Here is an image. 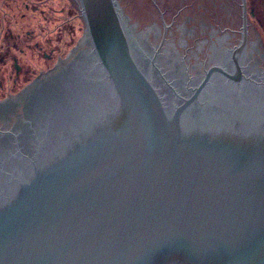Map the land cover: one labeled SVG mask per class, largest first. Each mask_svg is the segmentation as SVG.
<instances>
[{"label": "water", "instance_id": "1", "mask_svg": "<svg viewBox=\"0 0 264 264\" xmlns=\"http://www.w3.org/2000/svg\"><path fill=\"white\" fill-rule=\"evenodd\" d=\"M134 1L80 0L77 45L0 102V264H264V66L246 0L243 38L200 13L187 39L231 47L171 83L176 107L125 19L146 24Z\"/></svg>", "mask_w": 264, "mask_h": 264}, {"label": "flooded vegetation", "instance_id": "2", "mask_svg": "<svg viewBox=\"0 0 264 264\" xmlns=\"http://www.w3.org/2000/svg\"><path fill=\"white\" fill-rule=\"evenodd\" d=\"M58 1L63 4L62 6L65 11L68 12L67 22L63 21L69 28L64 29V27H60L59 23L63 21H56L57 16L61 17L64 14L63 11L58 13L60 11L57 10L54 15L50 14L49 16H43L44 28H46L45 23L47 24V28L44 29V34L42 33L43 36L37 39H44V41H41L42 45L37 44L33 50L28 49L29 51H32L33 55H35V60L39 62L36 63V66L39 64V69H41L38 75L53 69L56 63L60 59L66 57L73 48V45L71 46L74 37L75 21L73 13L76 5L79 12L78 17L81 19L83 26L85 25L81 12L80 0ZM119 1L120 0H118V2ZM130 5L132 8L138 9L137 11H142L139 14V18L142 16L145 19L146 24L144 25H141L139 22L136 24L132 19L129 21L124 15L126 7L122 6L123 15L128 22L131 31L136 35L139 45L149 53L153 60L155 59V68L153 67L154 72H152L154 73V79L155 77L159 78L163 82L164 87L171 92V96L174 97V100H167V102H171L173 107L181 105L179 95L177 94L178 90L175 91L171 83L184 82L190 84L191 82H197V80L204 75V70L201 69L202 64L205 63L206 68H208L207 66L210 64V57L217 52L216 50H223V48L230 49L229 36L219 39L215 37V41L205 40L203 42L200 41L201 38L195 37L194 39V36H189L190 39H187L186 35L195 32L204 22V18H201L202 16H200L202 8H204V10H209L208 7H204L201 0H135ZM26 10H28V6L26 7ZM211 11L212 16L219 15L216 12V8H212ZM172 12H175L173 18L169 19V14ZM4 22L5 20L0 21V102L15 96L16 92L20 91L22 87L28 85V80L36 74V71H34L33 68L35 60H31V66L33 69H23V66L19 61L21 55H24L23 52L27 49V45L33 47V45L28 44L30 43L27 41L29 37L27 38L25 35L21 34L16 37L12 34V36L9 37L8 32L10 31H6ZM48 24H55L57 27L59 26V29L56 27L53 30L55 32L59 31V38L62 39V41L59 40L60 44L58 40L56 42L52 40L55 33L52 28L48 29ZM241 33L243 38V27ZM241 41L242 39H240L239 43ZM55 43H57V45H55ZM247 47L248 53L257 58L264 66V46L261 45V49L263 50L262 53L259 51L260 48L258 49L259 46L251 42L249 31ZM63 52L64 56L61 57L60 55H62L61 53ZM12 53L14 55H12ZM17 54L20 56L18 57ZM55 58H57L56 61H54ZM26 71L29 75H27ZM167 96L169 98L168 94ZM161 101L163 103L165 102L163 96L161 97ZM9 110L10 108L7 107L5 112H8ZM169 116L170 119L173 117L172 110Z\"/></svg>", "mask_w": 264, "mask_h": 264}, {"label": "rangeland", "instance_id": "3", "mask_svg": "<svg viewBox=\"0 0 264 264\" xmlns=\"http://www.w3.org/2000/svg\"><path fill=\"white\" fill-rule=\"evenodd\" d=\"M201 3L204 5V7H208L209 9V10H204V8H202L203 13L242 31V27H243L242 18H243V6H244L243 0H201ZM62 5L63 4H61L60 1L58 0H0V21L5 20L4 27L6 31H10L8 32V36L11 37L12 34L14 35V37L18 36L19 34L25 35V37L27 38L29 37L27 41L30 43L28 42L27 43L33 45V47L27 45L28 46L27 49H25L23 52L24 55H21V58L19 59L20 64L23 66V69L32 68L31 60H35L34 58L35 55H33L32 51L29 50L31 49L33 50V48L37 44L42 45L41 41H44V39L43 40L37 39L43 36L44 29L47 28L46 23H45L46 28H44L43 16L44 15L49 16L50 14L54 15L55 12H57V10L60 11L58 13H61V11H63L64 14L61 17L57 16L56 21L61 22L64 20L67 22L68 12L65 11ZM27 6H28V10H26ZM212 8H216L217 9L216 12L219 15L212 16V11H211ZM246 9H247V19L249 25L248 27L249 35L264 43V0H246ZM73 14L74 16H78L79 13L76 11V9H74ZM63 22L61 23L63 24ZM61 23H59L60 27L62 28L64 27V29L69 28L66 26L65 22L63 25ZM48 26H49L48 29L52 28V30L57 27V25L55 26V24H50V25L48 24ZM59 26L57 27V29H59ZM79 29H80L79 26L76 27V32H74V39H72L73 47L77 45V43L85 33L84 26L83 28L81 26V32ZM53 32L55 33V35L53 36L54 38L52 40L54 42H56L57 40L62 41V39L59 38L60 37L59 31L55 32L53 30ZM55 45H57V43H55ZM61 54L62 55L60 56L63 57L64 54L63 53ZM12 55L14 54L12 53ZM17 56L19 57L20 55L17 54ZM56 60L57 58L54 59V61ZM34 62L35 64H33V68L34 71H36V74L35 76H32V78L28 80L27 83L29 84L33 81V79L36 78L39 71L41 70L39 69L40 67L39 64H37L36 66V63L39 62H37L36 60ZM27 75H29L28 72ZM26 86L22 87L20 91L23 90ZM20 91L16 92V94L19 93Z\"/></svg>", "mask_w": 264, "mask_h": 264}, {"label": "trees", "instance_id": "4", "mask_svg": "<svg viewBox=\"0 0 264 264\" xmlns=\"http://www.w3.org/2000/svg\"><path fill=\"white\" fill-rule=\"evenodd\" d=\"M75 17V21H74V32H76V27H80V32H81V26H82V28H83V23H82V21H81V19H79V17L78 16H74ZM77 23V24H76ZM73 39H74V37H73ZM73 45V41L71 42V46ZM63 54H64V52H63Z\"/></svg>", "mask_w": 264, "mask_h": 264}, {"label": "bare ground", "instance_id": "5", "mask_svg": "<svg viewBox=\"0 0 264 264\" xmlns=\"http://www.w3.org/2000/svg\"><path fill=\"white\" fill-rule=\"evenodd\" d=\"M242 21H243V18H242ZM242 24L244 25V23L242 22ZM249 27V26H248ZM247 30H248V28H247ZM243 32H244V30H243Z\"/></svg>", "mask_w": 264, "mask_h": 264}]
</instances>
